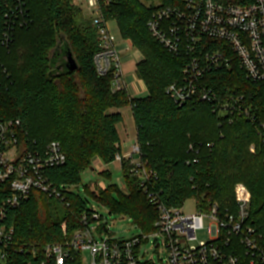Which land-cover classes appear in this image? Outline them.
Listing matches in <instances>:
<instances>
[{
	"label": "trees",
	"instance_id": "16d2710c",
	"mask_svg": "<svg viewBox=\"0 0 264 264\" xmlns=\"http://www.w3.org/2000/svg\"><path fill=\"white\" fill-rule=\"evenodd\" d=\"M9 1L0 0V35L9 19L6 15L12 14ZM24 1L27 24L13 28L8 44L0 39V119L19 120V140L31 150L60 142L66 161L45 174L65 199L32 190L12 206L7 203L11 185L0 182L4 214L0 225L14 230L8 246L0 242V264H41L46 245L66 243L82 226L81 216L90 210L89 197L110 214L130 217L141 234L155 230L157 207L140 177L130 173L128 159L121 163L124 188L109 183L90 190L82 182V174L96 158L107 165L122 155L119 109L125 107H131L141 159L152 173L149 191L170 208L195 199L201 211L213 203L221 211H234L235 186L244 183L250 191L248 222L261 234L264 248V137L256 124L246 118L230 122L210 102L179 104L166 93L181 77L186 58L165 49L146 23L156 9L181 5L182 0H110L103 8L105 19L115 21L122 39L143 56L136 68L147 88L143 97H131L127 88L113 89L115 67L105 75L97 72L94 56L102 49L101 42L91 18L73 0ZM204 42L217 45L213 40ZM31 43L34 51L27 63L21 51ZM59 43L71 49L79 68L50 75V58ZM204 80L223 97L242 96L258 121L264 120V81H248L236 64L212 71ZM101 175L111 180L110 172ZM81 186L87 197L79 193ZM64 264H83L81 253L71 251Z\"/></svg>",
	"mask_w": 264,
	"mask_h": 264
},
{
	"label": "built area",
	"instance_id": "2783aa9c",
	"mask_svg": "<svg viewBox=\"0 0 264 264\" xmlns=\"http://www.w3.org/2000/svg\"><path fill=\"white\" fill-rule=\"evenodd\" d=\"M12 14L0 35L2 43L11 41L13 28L27 24L25 1L10 0ZM110 0H73V4L89 13L102 49L94 56L97 72L107 74L115 67L113 89L126 88L122 60L109 29L103 8ZM151 35L165 49L185 59L181 77L174 80L166 93L179 104L207 101L220 117L230 122L238 118L256 124L264 137V120L258 121L252 106L234 94L222 96L205 83L204 77L217 70H229L236 64L245 78L254 83L264 81V0H182L181 5L160 7L146 23ZM213 40L216 44L203 40ZM19 120L0 119V182H9L12 195L7 203L17 206L32 190L64 200L63 193L48 179L45 171L65 163L60 142L51 141L43 149L31 150L19 140ZM253 149V147H251ZM137 155V159H135ZM130 161V173L139 176L142 188L157 207L155 230L131 238L108 234L107 217L90 208L81 216L82 226L64 244H48L43 248L41 264H64L71 251L83 256L88 251L90 264H144L153 262L146 256L145 245L165 250L166 264H264L261 234L248 222L250 191L244 183L235 186V210L221 211L218 203L209 210L185 213L182 207L170 208L149 191L151 172L144 167L137 140L116 162ZM4 216L0 211V219ZM208 225L205 227V221ZM207 229L209 238L198 240L197 232ZM100 235L98 238L96 234ZM14 230L0 225V242L12 241ZM196 242V243H195ZM154 263V262H153Z\"/></svg>",
	"mask_w": 264,
	"mask_h": 264
},
{
	"label": "rangeland",
	"instance_id": "374dc122",
	"mask_svg": "<svg viewBox=\"0 0 264 264\" xmlns=\"http://www.w3.org/2000/svg\"><path fill=\"white\" fill-rule=\"evenodd\" d=\"M86 14L90 17L88 12H86ZM108 25L115 44L119 46L118 52L120 53V57L122 61L125 62V68L127 65V61H131V66L134 70L136 78L143 82V80H141L136 73L137 63L143 58L141 52L136 47H134L129 40L122 39L119 26L115 21H109ZM33 46L34 43H31L30 45H28V47L24 46L23 50L21 51V58L25 60V62L27 63L31 61L34 51ZM47 53L50 55V51H48ZM63 59L64 57L61 55L58 58V62L63 63ZM128 92L132 97L131 92L130 91ZM138 92L140 91L137 89L135 93ZM122 110L124 113V120L118 125V130L121 132L123 138L122 152L127 153L131 150L134 142L137 140V130L135 128L134 120L131 114L127 111L126 108ZM135 131H136V136H135ZM135 159H137V155H135ZM121 163L122 162L114 161L106 165L104 163H101L100 160L96 158L93 161V165L91 167L92 169L89 168L88 170L84 171V173L82 174V182L88 183L90 190L91 189L95 190L100 187H106L109 183L120 184L123 187L124 180L122 177ZM104 171L107 173L110 172L112 174L111 180H107L105 176L101 175V173ZM79 193L82 196L87 197L83 186L79 187ZM88 200H89L88 206L90 208H94L101 215H103V217H107L109 235L114 236L116 238L127 239L141 234V230L137 227V225H135L134 221L130 217L118 215V214H110L108 213L107 209H105L103 205H101L94 198L89 197ZM196 209L197 208H196L195 199H188L183 203L182 210L185 213H192L196 211ZM207 225H208V220L205 221V227H207ZM96 236L99 238L100 237L99 233L96 234ZM197 238L198 240H207L209 238L207 229L205 228L203 230H199L197 232ZM145 248L148 251V254L146 256L148 259H151L156 264H166L167 255L165 250L163 249L160 250V248L154 247L153 241L147 243L145 245ZM82 263L90 264V257L88 251H85L83 253Z\"/></svg>",
	"mask_w": 264,
	"mask_h": 264
},
{
	"label": "water",
	"instance_id": "95a60500",
	"mask_svg": "<svg viewBox=\"0 0 264 264\" xmlns=\"http://www.w3.org/2000/svg\"><path fill=\"white\" fill-rule=\"evenodd\" d=\"M63 56V63L58 62V58ZM51 67L53 68L50 75L59 72H73L79 68V64L73 55L71 49L64 43L60 44L53 50L51 56ZM92 169V168H91Z\"/></svg>",
	"mask_w": 264,
	"mask_h": 264
},
{
	"label": "crops",
	"instance_id": "0c3cea01",
	"mask_svg": "<svg viewBox=\"0 0 264 264\" xmlns=\"http://www.w3.org/2000/svg\"><path fill=\"white\" fill-rule=\"evenodd\" d=\"M116 46H117V48L119 50V46L118 45H116ZM122 69H123L124 80H125V83H126V88H127L128 91L131 92L132 97H143V96H146L147 95V89H146L144 83L136 78L134 70H133V68L131 66V61H127L126 68H125V62L122 61ZM137 89L140 92L135 93ZM125 108L127 109V111L131 114V116L133 118L131 107H125ZM122 109H124V108H122ZM122 109H119V111L122 113L123 120H124V113H123ZM133 120H134V118H133ZM135 128H136V126H135ZM119 134H120V137H121V148H122V142H123L122 140H123V138H122V135H121L120 131H119ZM135 136H136V131H135ZM122 154L125 155L126 153L122 152Z\"/></svg>",
	"mask_w": 264,
	"mask_h": 264
}]
</instances>
